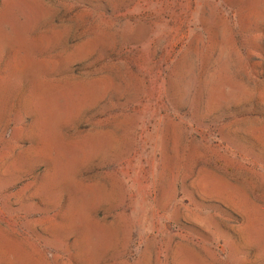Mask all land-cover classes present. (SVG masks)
<instances>
[{
  "label": "rangeland",
  "instance_id": "1",
  "mask_svg": "<svg viewBox=\"0 0 264 264\" xmlns=\"http://www.w3.org/2000/svg\"><path fill=\"white\" fill-rule=\"evenodd\" d=\"M0 264H264V0H0Z\"/></svg>",
  "mask_w": 264,
  "mask_h": 264
}]
</instances>
